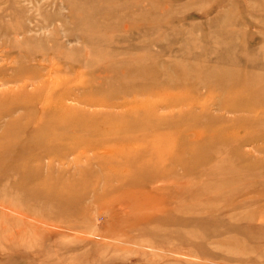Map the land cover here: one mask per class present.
Instances as JSON below:
<instances>
[{
  "label": "rangeland",
  "instance_id": "374dc122",
  "mask_svg": "<svg viewBox=\"0 0 264 264\" xmlns=\"http://www.w3.org/2000/svg\"><path fill=\"white\" fill-rule=\"evenodd\" d=\"M0 264H264V0H0Z\"/></svg>",
  "mask_w": 264,
  "mask_h": 264
},
{
  "label": "bare ground",
  "instance_id": "6f19581e",
  "mask_svg": "<svg viewBox=\"0 0 264 264\" xmlns=\"http://www.w3.org/2000/svg\"><path fill=\"white\" fill-rule=\"evenodd\" d=\"M89 38V37H88ZM48 103L47 102H45L44 103V109H48L49 107H48V105H47ZM49 104H50V102H49ZM33 106V105H32ZM25 107V106H24ZM30 107V106H29ZM50 107H51V111L50 112H52L53 113V118H54V121H56V123H57V119H63V120H66V117L64 116V112H62L64 109L66 110V108L65 107H63L61 104H60V102H57L55 105H53V106H51L50 105ZM235 108H237V107H235ZM44 109H42V108H40V113H43L45 110ZM55 118H57L56 120H55ZM65 118V119H64ZM70 121H71V119H70ZM76 121V120H75ZM54 122H53V120H52V122H50L49 123V127H52L51 125L53 124ZM63 129H62V131L64 130V129H69V128H73V126H74V123H72V122H69V121H67L66 123L65 122H63ZM76 126V125H75ZM78 126V125H77ZM76 129V128H75ZM60 133V132H59ZM55 134V133H54ZM58 134V133H57ZM71 137H73V136H71ZM50 138V137H49ZM75 146H77V145H75ZM75 146H73V147H75ZM211 166H213V165H211ZM210 166V167H211ZM218 166H220V163H219V165ZM221 167V166H220Z\"/></svg>",
  "mask_w": 264,
  "mask_h": 264
}]
</instances>
